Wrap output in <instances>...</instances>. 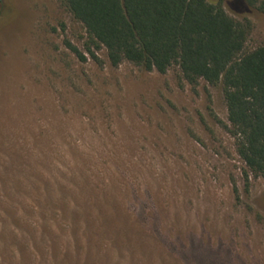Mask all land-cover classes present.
I'll return each mask as SVG.
<instances>
[{"label":"rangeland","instance_id":"1","mask_svg":"<svg viewBox=\"0 0 264 264\" xmlns=\"http://www.w3.org/2000/svg\"><path fill=\"white\" fill-rule=\"evenodd\" d=\"M223 8L264 44V0ZM86 49L57 0H0V264H264L221 85Z\"/></svg>","mask_w":264,"mask_h":264},{"label":"trees","instance_id":"2","mask_svg":"<svg viewBox=\"0 0 264 264\" xmlns=\"http://www.w3.org/2000/svg\"><path fill=\"white\" fill-rule=\"evenodd\" d=\"M81 24L86 52L103 48L111 67L177 68L192 88L221 85L229 134L246 169L264 178V44L245 49L252 26L224 0H57ZM80 60L86 58L75 47Z\"/></svg>","mask_w":264,"mask_h":264}]
</instances>
